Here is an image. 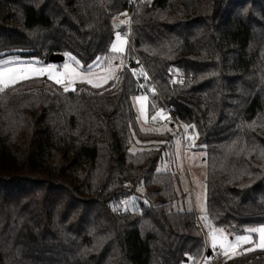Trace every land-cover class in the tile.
Wrapping results in <instances>:
<instances>
[{
    "label": "trees",
    "instance_id": "16d2710c",
    "mask_svg": "<svg viewBox=\"0 0 264 264\" xmlns=\"http://www.w3.org/2000/svg\"><path fill=\"white\" fill-rule=\"evenodd\" d=\"M131 2L0 0V57L68 53L86 69L136 53L156 89L122 66L100 87L32 77L0 91V264H197L205 225L264 224V0H136L128 48L112 53ZM142 89L204 145L202 229L159 169L171 136L137 125ZM134 138L164 143L130 152ZM249 246L206 264H264Z\"/></svg>",
    "mask_w": 264,
    "mask_h": 264
},
{
    "label": "rangeland",
    "instance_id": "374dc122",
    "mask_svg": "<svg viewBox=\"0 0 264 264\" xmlns=\"http://www.w3.org/2000/svg\"><path fill=\"white\" fill-rule=\"evenodd\" d=\"M121 37L126 40L125 44V51L128 48L129 45V37L126 32L121 33ZM115 38V37H114ZM124 51V53H125ZM122 55V54H119ZM71 56V55H70ZM5 60H9L12 63H18V64H30L35 67H46L47 65H53L55 66V69L62 72L63 71V65L67 61L68 63L72 64L74 67H76L75 62L72 60H69L65 55L63 56L62 60L60 62H43L39 59L28 57L20 54H13V55H7L0 57V63H2ZM101 60V59H100ZM97 61L96 64H93L94 61L91 63L93 64V68L91 71L97 72L100 74H103V69L109 67V64L103 65L101 61ZM123 61V63H121ZM124 60L119 59L118 62H111V65L113 67L119 65V67L115 68L114 77H117L118 70L124 66ZM78 71L82 72H88L89 68L83 69L81 65L79 64ZM32 77H43L48 79V76L46 74L43 75H32ZM116 78L110 79L107 82L114 80ZM50 80V79H48ZM21 81V80H20ZM56 83L54 80H50ZM19 82V81H18ZM106 82V83H107ZM84 83L89 86H92L91 84L81 82L80 80L75 81L71 87L68 88V90H74L77 84ZM102 83V85L106 84ZM57 84V83H56ZM64 90L65 87H67V84L60 85ZM93 87V86H92ZM151 92V91H150ZM138 96L147 97L146 100V107L145 112L141 114L140 111V104L137 102L134 98ZM132 105L135 110L136 114V122L139 127V129L143 132H149L154 133L158 135H163L164 133H168L171 137L168 143L171 144V148L169 151L164 153V157L166 154V159L163 160V162L159 165V169L163 170L167 167H170L174 173H175V188L178 194L183 196V204L181 202H177L174 204V209L181 208L184 206L187 209H191L196 217L200 220L201 226H204L205 219H202V217H206L205 212V149L204 145L197 142V134L195 130H189V128H185V124L181 123V130L177 124L171 123V120L164 115L162 112L155 111L156 110V103L157 102H151L148 95H142V94H136L132 97ZM148 105H152L154 111L150 112L148 111ZM155 117V119H153ZM181 132L184 134V140L186 142L185 148H182V139H181ZM164 142L161 140H150V141H141L137 138H134L133 142L131 143L129 147L130 152H135L137 150L148 148V147H159ZM169 156V157H168ZM170 159V160H169ZM140 191H142L141 187H138ZM140 199H143L142 197H139ZM138 197L132 195L127 200V207H131L134 203V201H137ZM264 225V224H262ZM260 225L256 226H250L245 228V231L243 233L235 234L230 232L228 229L225 228H217L220 230H223V233L226 234L227 238L229 240H234L235 236L237 235H250L251 236V243L247 244H241L240 247L236 249L235 254L229 253V255H224L223 250L217 246L216 248H213L211 246V242L208 237V233L211 230V226L205 225L203 229L204 233V240L205 245L210 250L218 249L222 251L221 258L222 259H229L237 255L241 248L245 246H249L248 249H261L258 247L259 243V234L258 233H249L247 230L252 228H258ZM181 264H191L190 261H185Z\"/></svg>",
    "mask_w": 264,
    "mask_h": 264
},
{
    "label": "snow or ice",
    "instance_id": "6c2138e0",
    "mask_svg": "<svg viewBox=\"0 0 264 264\" xmlns=\"http://www.w3.org/2000/svg\"><path fill=\"white\" fill-rule=\"evenodd\" d=\"M126 15V14H122ZM121 24L125 23L124 21H120ZM114 39L111 42L109 51L116 54H123L125 51L126 40L121 37V33L119 31L114 33ZM65 57L69 60L75 62L76 67L67 61L63 65V71L60 72L55 69L53 65H47L46 67H35L30 64H18L12 63L9 60H5L0 63V91H3L5 88L17 83L20 80H26L31 78L32 75H43L46 74L48 79L54 80L57 84L65 85V91H68V88L72 86V84L80 80L81 82H85L91 84L93 87H100L102 83H106L108 80L118 77H114L115 68L119 67V65L113 67L111 65V60L109 59V67L103 69V74L93 72L91 69L93 68V64H96L101 58L97 57L96 61L93 64L88 65L89 71L82 72L78 71V67L80 62L76 60L75 57L70 56V54L65 53ZM107 59V57H106ZM123 63V61H121ZM135 74V70H133ZM145 78L146 74H145ZM149 91H153V89H149ZM140 104L141 114L145 112L146 100L147 97L138 96L134 98ZM155 119V117H153ZM189 126H185L187 129ZM194 128V126H191ZM139 190V189H138ZM202 219H207V217H202ZM249 233H258L259 234V243L258 247L264 249V225H260L258 228H252L247 230ZM209 240L211 242V246L216 248L219 246L224 255H229V253L235 254L236 249L241 246V244L251 243L250 235H237L234 240H229L226 234L223 233V230L217 229L214 226L211 227V230L208 233ZM253 249H246V251H251Z\"/></svg>",
    "mask_w": 264,
    "mask_h": 264
},
{
    "label": "built area",
    "instance_id": "2783aa9c",
    "mask_svg": "<svg viewBox=\"0 0 264 264\" xmlns=\"http://www.w3.org/2000/svg\"><path fill=\"white\" fill-rule=\"evenodd\" d=\"M135 4H136V0H132V2L128 6H126L125 9L121 13L117 14L114 18L115 23H120V21L125 22L126 30L121 31V30L117 29L116 32L117 31H119L120 33L126 32L128 37H129V40H130V23H131L132 12H133ZM122 14H126V15H122ZM124 66L127 67L130 71H132V73H133V70H135V75L143 78V80H148L149 83H151L154 91H156V89H155L152 81L150 80V77H149L142 61L140 60V58L138 57V55L136 53H134V55L130 59H127L124 62ZM145 74H146L147 78H145ZM140 94L147 95V92L145 91V89H142ZM156 102L157 103H156V110L155 111L162 112L164 115H166L171 120V122L173 124H177V126H179V128L181 130V126H180L181 123L178 121L176 116L173 114V110L170 107H168L162 101L161 98H159L158 101H156ZM183 136H184V134H183V132H181L182 148H185V146L187 144H186ZM129 197L130 196L121 197L119 204H118V207H117V210H116L117 214H122L126 211H130L137 204V201H134V203L131 204L132 206L128 208L127 207V200ZM145 199H148V197H146ZM194 226L199 228V229H202L201 223L197 217L195 219ZM221 255H222L221 250H218V249L210 250V249H208V247H206L197 264H206L208 262H213L217 259H222Z\"/></svg>",
    "mask_w": 264,
    "mask_h": 264
},
{
    "label": "water",
    "instance_id": "95a60500",
    "mask_svg": "<svg viewBox=\"0 0 264 264\" xmlns=\"http://www.w3.org/2000/svg\"><path fill=\"white\" fill-rule=\"evenodd\" d=\"M62 56L58 54H53L48 57V61L50 62H60L62 60Z\"/></svg>",
    "mask_w": 264,
    "mask_h": 264
},
{
    "label": "crops",
    "instance_id": "0c3cea01",
    "mask_svg": "<svg viewBox=\"0 0 264 264\" xmlns=\"http://www.w3.org/2000/svg\"><path fill=\"white\" fill-rule=\"evenodd\" d=\"M199 220V219H198ZM200 221V220H199Z\"/></svg>",
    "mask_w": 264,
    "mask_h": 264
}]
</instances>
